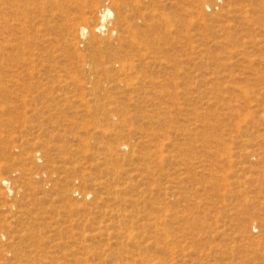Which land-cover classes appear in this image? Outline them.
Masks as SVG:
<instances>
[{"label":"rangeland","instance_id":"obj_1","mask_svg":"<svg viewBox=\"0 0 264 264\" xmlns=\"http://www.w3.org/2000/svg\"><path fill=\"white\" fill-rule=\"evenodd\" d=\"M0 17V264H264V0Z\"/></svg>","mask_w":264,"mask_h":264},{"label":"bare ground","instance_id":"obj_2","mask_svg":"<svg viewBox=\"0 0 264 264\" xmlns=\"http://www.w3.org/2000/svg\"><path fill=\"white\" fill-rule=\"evenodd\" d=\"M21 1V0H20ZM84 1V0H83ZM90 1V0H89ZM93 1V0H92ZM46 1H44V3H45ZM11 3V2H10ZM91 3V2H90ZM89 3V4H90ZM28 4V3H27ZM38 4V3H37ZM42 4V3H41ZM40 4V5H41ZM60 4H61V2H60ZM31 5V4H30ZM17 6V5H16ZM15 6V7H16ZM59 6H61V5H59ZM85 6H87V5H85ZM11 7V6H10ZM14 7V6H13ZM40 7V6H39ZM61 7H63V5L61 6ZM60 7V8H61ZM12 8V7H11ZM25 8V7H24ZM32 8V7H31ZM2 10V9H1ZM11 10V9H10ZM17 10H18V8H17ZM89 10V9H88ZM7 11V10H6ZM120 11V10H119ZM15 12V11H14ZM90 12V11H89ZM10 13V12H9ZM18 13V11H16V14ZM22 13V12H21ZM91 13V12H90ZM14 15H15V13H13ZM12 14V15H13ZM19 14V13H18ZM17 14V15H18ZM86 13L84 12V13H82V15L80 16L81 18H82V20H84V21H86L88 18L86 17V15H85ZM116 14V13H115ZM22 15H23V13H22ZM111 15H112V11H111V9L108 7V6H105L104 8H102L101 9V14H100V20H99V22H97L96 23V25H95V27H94V29L95 30H97V31H101V29H106V22L108 21V18H110L111 17ZM16 16V15H15ZM14 16V17H15ZM19 16V15H18ZM3 17V16H2ZM22 18H23V16H21ZM1 18V17H0ZM10 18V17H9ZM21 18V19H22ZM4 20V19H3ZM18 20V19H17ZM23 21V20H22ZM21 21V22H22ZM83 21V22H84ZM17 22V21H16ZM69 25L67 26V28H68V30L69 29H71V23H68ZM120 24H122L121 22H120ZM67 25V24H66ZM73 25V24H72ZM122 26H123V24H122ZM128 27V26H127ZM130 27V26H129ZM149 27V26H148ZM122 29V28H121ZM130 30H131V28H129ZM128 30V29H127ZM132 31V30H131ZM80 32L83 34V33H85V32H87V28L85 27V26H82L81 27V29H80ZM128 32V34H131L130 32H129V30L127 31ZM127 32H125V33H127ZM124 33V34H125ZM133 33V32H132ZM133 35V34H132ZM139 35V34H138ZM131 36V35H130ZM119 37V36H118ZM132 37V36H131ZM129 39V36H127L126 35V39ZM2 39V38H1ZM125 39V38H124ZM132 39V38H131ZM127 41V40H126ZM131 41H133L134 42V40L132 39ZM102 41L101 40H99V38H93L92 39V44L96 47V46H99V44L101 43ZM129 42V41H128ZM138 42V41H137ZM115 42H113V41H110V40H108L107 41V45H109V46H111L112 44H114ZM117 43V42H116ZM118 46V45H117ZM134 46H136L135 44H134ZM144 46V45H143ZM126 47H128V46H126ZM97 48H99V47H97ZM120 48V47H119ZM136 48V47H135ZM94 50V49H93ZM3 50H1V52H2ZM4 52H5V50H4ZM3 52V53H4ZM5 54H7V53H4V55ZM122 56V55H121ZM125 56V55H124ZM108 62V61H107ZM115 62H118V68H120V70L124 67L123 66V64H121V62L120 61H118V59L115 61ZM101 66H104V65H102L101 64ZM130 66V65H129ZM110 68V67H109ZM109 70V69H108ZM103 71V70H102ZM123 71V70H122ZM121 72V71H120ZM127 72V71H126ZM122 73V72H121ZM3 184V186H4V188H5V190H7V192L9 193V192H11V189H10V186L8 185V182H5V183H2Z\"/></svg>","mask_w":264,"mask_h":264}]
</instances>
